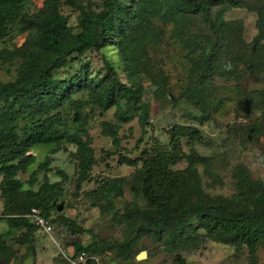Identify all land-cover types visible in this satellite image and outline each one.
Wrapping results in <instances>:
<instances>
[{
	"label": "rangeland",
	"instance_id": "rangeland-1",
	"mask_svg": "<svg viewBox=\"0 0 264 264\" xmlns=\"http://www.w3.org/2000/svg\"><path fill=\"white\" fill-rule=\"evenodd\" d=\"M71 1L87 11H98L103 2ZM119 2L131 4L130 0ZM139 2L142 11L145 4L143 0ZM42 5L43 0H24L21 10L34 19ZM219 9L225 24L220 47L215 53L212 70L200 82L197 74L201 73V66L198 48L194 46L202 44L200 48L204 49L208 44L206 39L212 41L217 37L199 17L184 13L167 21L156 11L148 13L136 41L124 47L122 55L114 45L103 46L97 51L72 56L54 71L53 76L70 79L83 65L86 76L96 80L112 70L121 82L132 86L144 113V120H140L141 111L135 106L130 118L122 122L117 118V111L126 108L124 97L101 112L83 90L73 91L69 101L55 110L63 122L60 129L90 141L95 164L83 182L77 181L78 158L72 144L61 141L53 153L49 152L51 146L30 149L34 161L25 172L18 173L17 178L22 181V188L30 187L33 191L45 179L48 183L58 182L60 198L56 204L62 202L61 215L74 229L55 220L52 222L54 237L69 252H73L76 245L96 242L95 252L90 253L98 259L97 264H264L263 245L256 247L250 262L244 245L236 249L205 237L194 248L169 252L162 242L142 235L126 259L122 258L118 247L112 245L123 241L133 230L135 222L126 212V206L146 207L148 201L142 194L144 187L139 184L138 174L142 165L157 155L169 157L167 163L171 172L183 173L188 161L195 169L198 187L177 189L176 204L181 203V197L216 200L238 195L255 180L261 182L264 189V0L216 4L212 17ZM58 10L65 17L70 32L77 33V9L59 0ZM34 25L30 23L22 31L18 23L13 24L9 35L0 40L1 83L14 82L26 53L23 43L25 40L31 42L29 35H35ZM127 55L135 70L131 71L134 73L131 77L124 71ZM196 77L198 95L190 98L187 85L193 84ZM78 105L81 120L77 123L73 116ZM163 114L169 115L174 122L166 123ZM26 120L20 116L17 125ZM105 122L116 129V145H112L103 131ZM181 127L188 133L193 131L192 135H180ZM194 155L204 160L197 162ZM46 157L48 164L37 168ZM121 157H128L135 165L120 164ZM32 172L34 174L29 177ZM112 178L121 181L120 195L91 194L100 182ZM162 193L157 191L160 196ZM49 215L53 217L54 211ZM192 224L196 226L194 220ZM0 227H5L4 222L0 221ZM198 232L203 233L202 230ZM11 235L9 242L18 237L19 232L13 231ZM10 246H13L14 255L9 264H67L48 237L38 230L33 231L28 244L11 243ZM35 248L39 255L34 252ZM140 252H144V256L136 257Z\"/></svg>",
	"mask_w": 264,
	"mask_h": 264
},
{
	"label": "trees",
	"instance_id": "trees-1",
	"mask_svg": "<svg viewBox=\"0 0 264 264\" xmlns=\"http://www.w3.org/2000/svg\"><path fill=\"white\" fill-rule=\"evenodd\" d=\"M24 0H0V40L9 35L11 26L19 24L22 31L28 24L35 23V35L27 40L26 53L22 65L16 72L15 80L11 83L0 82V199L2 210L0 221L5 229L0 232V264H9L14 255V244H28L33 231L37 228L24 215L31 207L38 209L40 215L49 221L60 222L69 229L72 223L55 209L56 201L60 198L58 182L48 183L45 179L36 191L30 187L22 188V181L17 174L25 172L33 163L34 156L29 152L35 146H51L50 153L58 150L61 141L75 147L78 158L77 181L88 179L95 159L88 138L82 139L76 134H70L60 129L63 122L55 110L69 101L73 91L83 90L101 112L113 106L120 100L126 99V108L117 111V118L124 122L131 116L133 107L141 111L140 120H144L143 107L139 104L138 96L132 86L121 82L114 71L109 70L96 80L88 78L85 67L81 65L76 75L70 79L53 76L55 70L65 65L72 56L82 55L85 51H97L103 46L114 45L122 55L126 46L136 41L140 25L144 17L156 11L166 21L172 16L184 13L199 17L217 37L205 40L207 45L201 49L198 44V61L201 66L199 82L206 78L213 68L215 53L224 28L219 9L212 17V8L216 4L228 3L236 5L237 0H143V10H140L139 0H130L129 5H122L119 0H103L98 11H87L78 3L65 0L78 11L76 17L79 31L72 34L66 25V19L59 10V0H43V5L36 18H31L21 10ZM153 2V3H151ZM154 8V9H153ZM156 14V13H155ZM219 37V38H218ZM256 41V40H255ZM124 71L131 77L134 65L128 55L124 58ZM197 77L193 84H188L191 97L198 93ZM200 95V93H199ZM74 122H80L79 105L75 107ZM27 118L17 125L18 118ZM104 133L111 139L112 145L117 144L116 129L109 123H103ZM180 135L191 136L193 131L179 129ZM195 160H204L202 157ZM157 155L151 161L145 162L140 168L139 184L144 187L142 194L147 199L146 207L128 204L126 212L135 222L130 235L117 246L122 258H128L133 244L142 235L160 241L169 252L194 248L202 238L228 244L238 249H247L249 261L252 262L256 247L264 246V189L261 182L255 180L247 189L238 195L227 198L210 200L209 198L181 197L174 202L177 189L198 187L195 169L190 161L184 167L183 173L171 172L167 159ZM46 157L37 165L42 168L48 164ZM120 164L135 165L128 157L118 159ZM174 162L171 160V163ZM207 172V171H206ZM34 174L33 172L29 177ZM62 175V173H61ZM157 177H159L157 179ZM28 184H32L29 179ZM161 190L162 196L157 194ZM121 181L112 178L100 182L98 188L91 194L109 195L121 194ZM55 215H49L50 211ZM196 222V226L192 221ZM74 229V228H72ZM82 232V229L76 228ZM202 230L203 233H199ZM18 231L19 235L9 242L11 232ZM88 232V231H86ZM96 242L89 245H76L74 253L83 250L89 254L95 252ZM110 247L109 245H105ZM91 252V253H90ZM178 258V257H177ZM86 264H94L89 260Z\"/></svg>",
	"mask_w": 264,
	"mask_h": 264
},
{
	"label": "built area",
	"instance_id": "built-area-1",
	"mask_svg": "<svg viewBox=\"0 0 264 264\" xmlns=\"http://www.w3.org/2000/svg\"><path fill=\"white\" fill-rule=\"evenodd\" d=\"M24 216L29 219L30 223L33 224L38 231L48 237L52 245L56 247L62 259L67 264H86V262L89 260L93 261L94 264H97L98 259L92 254H89L83 250L75 254L74 251L69 252L67 248H64L61 243L54 237L55 230L53 224L49 221L48 218L40 215L37 208L31 207ZM58 229L61 230L62 228L58 227Z\"/></svg>",
	"mask_w": 264,
	"mask_h": 264
},
{
	"label": "water",
	"instance_id": "water-1",
	"mask_svg": "<svg viewBox=\"0 0 264 264\" xmlns=\"http://www.w3.org/2000/svg\"><path fill=\"white\" fill-rule=\"evenodd\" d=\"M162 117H163V119H164V121L166 123H171L172 124L174 122V120L169 115L163 114ZM62 207H63L62 202H60V203L55 205V209H56L57 212H60ZM141 254H143V256H144V252H140V253H138V255H136V257H138V258L143 257Z\"/></svg>",
	"mask_w": 264,
	"mask_h": 264
},
{
	"label": "crops",
	"instance_id": "crops-1",
	"mask_svg": "<svg viewBox=\"0 0 264 264\" xmlns=\"http://www.w3.org/2000/svg\"><path fill=\"white\" fill-rule=\"evenodd\" d=\"M4 229H5V227H0V232H2ZM41 248H43V247H41ZM34 252L36 253V248L34 249ZM37 255H39V254H37Z\"/></svg>",
	"mask_w": 264,
	"mask_h": 264
},
{
	"label": "bare ground",
	"instance_id": "bare-ground-1",
	"mask_svg": "<svg viewBox=\"0 0 264 264\" xmlns=\"http://www.w3.org/2000/svg\"><path fill=\"white\" fill-rule=\"evenodd\" d=\"M141 255H143V254H141Z\"/></svg>",
	"mask_w": 264,
	"mask_h": 264
}]
</instances>
